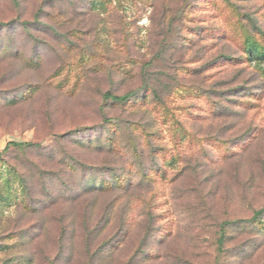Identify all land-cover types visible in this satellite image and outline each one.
<instances>
[{
	"label": "rangeland",
	"instance_id": "obj_1",
	"mask_svg": "<svg viewBox=\"0 0 264 264\" xmlns=\"http://www.w3.org/2000/svg\"><path fill=\"white\" fill-rule=\"evenodd\" d=\"M0 154V264H264V0H0Z\"/></svg>",
	"mask_w": 264,
	"mask_h": 264
},
{
	"label": "trees",
	"instance_id": "obj_2",
	"mask_svg": "<svg viewBox=\"0 0 264 264\" xmlns=\"http://www.w3.org/2000/svg\"><path fill=\"white\" fill-rule=\"evenodd\" d=\"M132 93L133 92H129V93H125L124 95H113V94L106 93L105 98L108 100L116 101V102H125L133 97L134 94ZM14 145L20 146V144H14ZM0 158H1V154H0ZM260 213H261V210L257 211L256 215H259Z\"/></svg>",
	"mask_w": 264,
	"mask_h": 264
}]
</instances>
